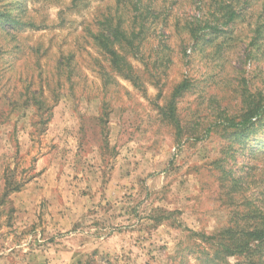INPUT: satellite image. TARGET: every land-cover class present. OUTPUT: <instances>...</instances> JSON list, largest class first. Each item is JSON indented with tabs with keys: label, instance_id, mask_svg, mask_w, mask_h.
Instances as JSON below:
<instances>
[{
	"label": "rangeland",
	"instance_id": "obj_1",
	"mask_svg": "<svg viewBox=\"0 0 264 264\" xmlns=\"http://www.w3.org/2000/svg\"><path fill=\"white\" fill-rule=\"evenodd\" d=\"M219 1L236 18L194 45L188 24L215 25ZM5 10L27 24L0 22V264H250L200 234L264 221V115L245 134L220 123L264 103V0ZM119 17L130 76L97 39Z\"/></svg>",
	"mask_w": 264,
	"mask_h": 264
},
{
	"label": "trees",
	"instance_id": "obj_2",
	"mask_svg": "<svg viewBox=\"0 0 264 264\" xmlns=\"http://www.w3.org/2000/svg\"><path fill=\"white\" fill-rule=\"evenodd\" d=\"M218 1V0H217ZM228 7V8H226ZM18 9L24 11L25 6L21 3L17 6ZM218 13H221L223 20L220 22V14L215 15V25L209 24L206 21L202 22V18H195L192 23L188 24V30L190 32L191 40L195 43L198 42H211L212 38H208L203 31L212 29L219 30L223 29V26H227L232 22L238 11L235 8H232L230 5H223L222 1H219V6L217 8ZM217 17V18H216ZM208 21V20H207ZM0 22L4 25L13 26L14 28L17 25H26V22H23L18 15H14L10 10L0 11ZM217 24V25H216ZM104 27L97 33V39L100 41L102 47L106 53L113 55L112 61L114 65L126 75L130 76L131 65L124 60L122 64H119L120 53L114 48V45L117 43L119 46H131L133 45L135 32L132 30L129 32L127 28L123 25V19L119 17L117 19V24L113 25L111 20L107 19L103 23ZM223 25V26H221ZM96 38V36H95ZM126 44V45H124ZM186 51V50H185ZM186 82V81H185ZM183 84L180 86V88ZM178 88V91L179 89ZM263 115H264V103L263 102H251L248 106V110L241 116L240 119H235L234 117L227 118L222 123L223 128L226 131L232 130L238 134H245L250 131L251 128L255 126V123L259 122L260 126L263 124ZM172 121L179 126V122L175 116L174 107L171 109ZM256 121V122H254ZM214 126H219V123H214L209 127L212 129ZM16 188H10L8 190H14ZM226 233V236L223 237V234ZM204 241L216 240L215 245L217 246V254L225 255L224 257L240 254L243 255L250 264H261L262 257H257V248H260L264 244V221L255 224L253 227H241L233 228L228 227L225 230H221L215 236H208L205 234H200ZM256 248V249H255Z\"/></svg>",
	"mask_w": 264,
	"mask_h": 264
}]
</instances>
